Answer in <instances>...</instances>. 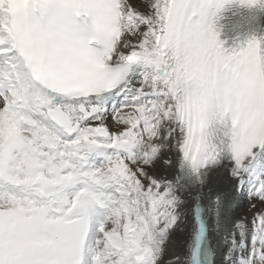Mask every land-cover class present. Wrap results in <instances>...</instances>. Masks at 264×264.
<instances>
[{"label":"snow or ice","instance_id":"obj_1","mask_svg":"<svg viewBox=\"0 0 264 264\" xmlns=\"http://www.w3.org/2000/svg\"><path fill=\"white\" fill-rule=\"evenodd\" d=\"M234 2L34 0L17 7L13 0H0V114L17 122V134L5 141V154L0 157V188L11 185L20 190L0 193L4 201L0 264H162L165 237L179 219L176 210L186 201L178 195L176 179L149 175L159 158L158 148L150 146L149 154L142 157L145 167H134L135 157L121 142L130 138L125 133L142 134L146 128L148 134L137 139L132 151L154 140L153 122L174 123L176 159L191 172V179L180 183L191 190L194 185L203 189L211 169L227 171L237 181L249 172L259 173L262 178L253 198L262 207L254 216V227L257 235L264 230V42L251 36L239 51L225 50L217 22ZM239 3L264 10V0ZM113 21L121 34L115 41L109 31ZM73 43L103 68L93 74L89 86L108 91L61 96L33 79L37 70L58 71ZM141 69L142 79L134 83L130 77ZM25 83L30 87L22 92ZM113 93L127 99L112 111V120L128 107L142 114L138 120L125 121L133 127L120 137L106 123L103 98ZM25 124L35 128L26 129ZM94 130H100V138ZM26 131L42 132L46 140L36 145L24 135ZM76 137H80L76 143H68ZM85 141L89 148L112 152L100 168L87 170L85 157L79 165L63 158L78 156ZM45 145L51 149L48 160L40 167H28L31 159H40ZM121 159L129 166L130 181L122 182L116 175L114 164ZM165 165L175 168L176 160ZM45 168L56 178L36 189L37 197L31 190L33 178L43 179L39 173ZM108 172L115 185L102 184L100 177ZM128 183L144 197V212L140 224L114 243L115 230L107 231L104 220L93 225L105 195L99 189L113 187L121 192V185ZM46 190L56 199L45 202ZM203 196L201 191L193 199L199 203ZM209 206L215 215L220 197L209 194ZM10 208L18 213H10ZM154 228L159 229L158 236L153 235ZM101 243L103 252L98 251Z\"/></svg>","mask_w":264,"mask_h":264},{"label":"bare ground","instance_id":"obj_2","mask_svg":"<svg viewBox=\"0 0 264 264\" xmlns=\"http://www.w3.org/2000/svg\"><path fill=\"white\" fill-rule=\"evenodd\" d=\"M139 2L140 0H137V3ZM240 10H243V12L245 13L255 12V9L242 7L239 3V0H236V2L227 6L226 9L222 11V13L220 14V18L217 22V26L222 25V23L219 21L222 19V17L225 14L232 13L233 11H237V13H241ZM120 35H121L120 31L116 27V22H115L111 27L112 40L115 41L120 39ZM253 36H255L257 40L264 42V16L262 18V23L260 24L259 28L256 30ZM125 44H130V41L125 40ZM244 46H246V44ZM69 65L71 66L73 72L81 73L78 67V62H70ZM81 68L82 70H84L87 68V66ZM142 70L143 69L138 70L136 73H133L131 75L130 78L134 83L142 79V77L139 74V72ZM44 78L47 81V83L50 85L51 78L48 75V73H46ZM44 78H40L38 79V81L42 82L44 85H47L44 81ZM108 99H112V102H108L107 101ZM126 99L127 97L122 95H117L115 93L108 94L106 95V98H103V103L104 106L108 109V116H109L106 123L109 125L112 124V127L114 129L116 128L117 131H120L122 128L120 121L123 120V124H126L125 121L132 119V117L129 118V115L127 116L125 114L120 115L119 112V115L117 116L118 120H114V118L112 120V115H111L112 111L122 106V104L125 102ZM131 110H130L131 112H136L137 115L141 114L139 111L135 110L134 108H132ZM122 113H126V112H122ZM34 118L38 119V117H34ZM11 122H16L15 118L7 117L0 114V125H1L0 133L1 130L3 131L6 130L7 125L9 123L11 124ZM153 123H155V127H156V138L154 140L149 139L145 141L144 144L141 147H139L137 150L144 151V156L149 154L151 150L150 146L156 147L160 150L159 158L154 161L152 168L149 170V175L155 176V178H163L165 180H171L173 178L176 179L178 184V195L182 200L186 201L176 210L179 215V219L177 220L175 227L165 237L166 243L164 244V253L161 257L162 264H176L177 258L180 257V248H178L177 246V241L182 234H184V236L186 237L187 234L189 233V228L186 225L187 220L183 219L184 212L186 211H191V213L193 215H196L197 217L198 215H200L201 217L203 216L202 221L204 223L202 228H200L199 230L200 233L197 234L194 245L195 247L193 248L194 252L192 250L193 252L192 258H194V261L193 262L191 261L190 263L187 264H214L213 261L215 262V264H245L244 261L245 260L249 261L252 258V256L257 258L264 246L263 244L264 233L261 230L259 235H257V232L254 227V216L261 209L262 205L260 203H256L253 196H254V192L257 189L258 183L262 178L261 175L259 173L249 172L246 174L245 178H243L240 181H237V179H235L232 176V174H230L227 171L223 172V171H219L218 169H211L207 178V183L204 184L203 189H201L198 185H194L191 190L186 184L180 183L186 180H190L191 174L190 172L185 171L184 162L182 160L176 159L175 156L176 153L174 148L176 132H175L174 123L172 121H166L160 123L153 122ZM31 127L35 128L34 125H32ZM148 131L149 130L146 128L144 130V135H147ZM170 135L172 136L171 139H169ZM43 137L46 138L45 136ZM74 139L78 140L80 139V137H76ZM84 143L87 142L85 141ZM2 153L5 154V151ZM169 159L176 160L175 168L166 167L165 161ZM38 167H40V165ZM233 171H235V169H233ZM201 191L203 192L204 196L202 197L201 200L200 209H203L204 210L203 212H199V203H197L193 199V196H196L197 193H200ZM209 194L212 195L213 199L215 198L216 195H218L220 197V205L222 203L227 205V209L225 212V216H226L225 219L227 221H231L230 222L231 226L228 228V232L219 241L221 245V251L219 250V252L216 253L215 259H214L215 253H213V250L210 248L213 244V241H215V236L209 234V231L208 233L204 232L205 231L204 227L205 226L207 227L206 221L207 218L209 217L208 213L210 210ZM254 204L255 207H253ZM142 211L143 210L139 211L141 212L139 213L140 215H142L143 213ZM9 212L14 214L18 213L15 210H11ZM235 220L240 222L238 230H234L232 228L233 221ZM200 226L201 225H199V227ZM153 235L158 236L159 229L154 228ZM206 239L208 241L205 244ZM207 244L208 246H206ZM235 245L237 247L239 246V248L243 250L244 259H231L232 250L235 247ZM157 247H159L158 244ZM253 264H257V262Z\"/></svg>","mask_w":264,"mask_h":264},{"label":"rangeland","instance_id":"obj_3","mask_svg":"<svg viewBox=\"0 0 264 264\" xmlns=\"http://www.w3.org/2000/svg\"><path fill=\"white\" fill-rule=\"evenodd\" d=\"M131 109H132V107H128V108L121 110L120 115L121 114H125L126 116L129 115V118H131V117L133 118V116H134L135 118L137 117L136 119L138 120L142 114L137 115L136 112H131L132 111ZM122 112H126V113H122ZM114 120H118V118L115 117ZM16 123L17 122H11V124L9 123L7 125L6 130H4V131L1 130V133H0V139L1 140L5 139L4 137H2V135L10 134V136L13 137V135L17 134V124ZM120 124L122 126L120 131H117L115 128L117 137H120V134L122 132H124L125 129H129V128L133 127L132 125H129L127 123L123 124V120L120 121ZM29 126L30 125L26 124L24 127L29 128ZM30 128H32V127L30 126ZM25 133H31V131L24 132V135L29 137L30 140L34 144L41 145L40 143H37L38 140L35 137H32L30 134H25ZM35 135L37 137H40L42 139L40 141H42L43 143L46 140V138L43 137L44 134L41 132L37 133ZM125 135H129L130 138L127 140H123L121 138V142H123V145H124L125 149L128 151L129 155L135 157L136 163H135L134 167H145V163H144V160L142 158L144 156V151H142V150L132 151L133 149L137 148L136 141L138 138H141L144 135V132L141 134V133H136L135 131H132L131 133H125ZM76 140L73 139L70 141H74V143H76ZM144 142L141 144V146L144 144ZM84 146H87V143H84ZM1 147H3L2 152H4L5 151V142L4 143H3V141L0 142V148ZM84 149H86V151H89L90 154H93V156L91 157V160L97 159V156L95 154H99L103 151H104L103 153L105 154L106 153L105 151H107V149H105V148H89V147H87ZM0 151H1V149H0ZM44 153H45V150L43 148H41V154H40L39 160L42 161V163H44L48 160V159H43V160L41 159L43 157ZM76 157L81 158V157H85V156L84 155H78ZM55 163H56V161H55ZM101 163H102L101 166H103L106 162H101ZM37 165L41 166L42 164H37ZM37 165L35 164L34 167H36ZM114 167L116 170L117 177L122 182L131 180V177L129 176V166L125 163L124 159L116 161L114 164ZM95 168H100V166H97ZM40 175H42V174H40ZM137 175H139V173H137ZM111 176H112L111 172H108L106 175L101 176L103 179V183L104 184L106 183L108 185H115L116 181L110 179ZM153 177L155 178V176H153ZM43 178L46 181V183H48L51 180L55 179L56 177H55V173L48 171L47 168H45V171L43 173ZM33 180H34V178H33ZM106 190H107V193L101 198L100 207H101L102 211H105L104 212V221L106 222V225H107L106 230L111 232L110 230L114 229L116 231V232L114 231V233H112V235L114 236V241L119 242V241L123 240V238L128 234L129 231L135 229L134 226H137L140 224V220H141L142 215L139 214V213H141L139 211L143 210L142 212H144L143 206L141 208V205H142L141 201H143L144 198L140 193L135 191V186L131 183H128L126 186H124L122 184L121 185V192H115L113 187H108V188H106ZM109 194L113 195L114 198L112 200L108 199ZM51 195L54 196L53 194H50L49 196H51ZM104 205H107V206L105 207ZM226 209H227V205L222 203L219 206L218 212L215 215L209 210V213H208L209 217L207 218V221H206V224L209 227V234L215 236V241H213V244L210 247L213 250V253H215L214 259L216 258V253L219 252V250L221 251V245L219 243L220 239L226 235V233L228 232V228L231 226V224H230L231 221H227L225 219ZM183 219L187 220L186 225L189 228V233L187 234L186 237L184 236V234H182L181 237H179V239L177 241V246H178V248H180V257L177 258L176 264H187V263H190L191 261L192 262L194 261V258H192V254L194 252L193 248L195 247L194 245H195V240H196L197 234L200 233V231H199L200 230V227H199L200 222H198V217L196 215H193L191 213V211H186V212H184ZM115 220H116V222H115ZM237 223H238V221H236V220L233 221L232 228L234 230L239 229V227H237ZM98 224L99 223H95V225H98ZM262 231L264 233V230H262ZM263 244H264V235H263ZM196 245H197V243H196ZM103 250H104V243H101L99 245L98 251L103 252ZM192 250H193V252H192ZM263 256H264V246H263V249L257 258L252 256V258L249 261L245 260L244 263L245 264H253V263L257 262V264H264V257ZM231 259H244V252L241 248H239V246L237 247L235 245V247L233 248ZM213 263L215 264L214 261H213Z\"/></svg>","mask_w":264,"mask_h":264},{"label":"clouds","instance_id":"obj_4","mask_svg":"<svg viewBox=\"0 0 264 264\" xmlns=\"http://www.w3.org/2000/svg\"><path fill=\"white\" fill-rule=\"evenodd\" d=\"M28 87H30V85H28L27 83H25L24 85H22L21 87V91H25Z\"/></svg>","mask_w":264,"mask_h":264},{"label":"water","instance_id":"obj_5","mask_svg":"<svg viewBox=\"0 0 264 264\" xmlns=\"http://www.w3.org/2000/svg\"><path fill=\"white\" fill-rule=\"evenodd\" d=\"M96 134H97L98 137H101V135H102L100 133V130H96ZM200 205H201V200L199 201V207H200ZM206 246H208V244Z\"/></svg>","mask_w":264,"mask_h":264}]
</instances>
